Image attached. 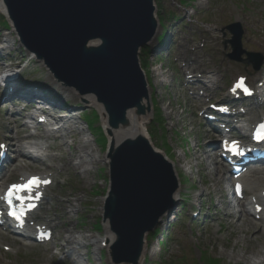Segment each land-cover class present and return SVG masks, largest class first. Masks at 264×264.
<instances>
[{"label":"rangeland","instance_id":"374dc122","mask_svg":"<svg viewBox=\"0 0 264 264\" xmlns=\"http://www.w3.org/2000/svg\"><path fill=\"white\" fill-rule=\"evenodd\" d=\"M153 4L155 17L169 31L167 44H171L172 48L174 41L175 46L177 45L175 61L180 68L188 69V72H216L215 74L220 78L218 82L224 81L225 87L240 75L246 77L253 85L257 82L259 75L255 72L254 74L250 66L227 59L226 54L230 52V48L227 45V50L223 51V42L231 37L225 27L238 23L243 31L242 48L247 52L260 53L264 57V0H153ZM190 14H194L192 18L197 22V27L185 28L183 24H188ZM170 15L180 19L174 20ZM1 17L4 16L0 14V21ZM160 30L161 27H157L155 36L160 33ZM12 37H16L12 28L5 29L0 23V47L3 45V40ZM155 47L153 37L148 51L144 50L145 54H140L139 59L140 63L142 62L140 67L144 75L149 77L147 82L150 86L149 96L155 103V110L159 109L162 123L158 112L154 113L150 101L152 111L144 129L148 132L150 144L154 149L164 153L176 164L179 161L177 173L181 190L179 202L173 209L172 217L165 216V220L157 226L154 237H151L152 233L146 236L149 245L153 248V253L146 254L144 264H246L242 260L236 261L230 258L229 254L233 251L235 254L244 253L247 257H252L251 254L260 248V242L263 243V240L253 238L246 241L244 243L246 251L241 248V243L232 249L231 245L235 242L233 238H229L231 230L233 231L232 228L229 229L232 220L225 214L228 211L225 201L230 198L231 189L226 184L215 186L207 171L201 169L199 161L193 157L194 153L200 150L199 148H203L204 145L209 147L212 140L217 147L218 139L197 116L194 103L190 102L179 88L181 74L178 71L179 76L178 69L176 70L172 65L170 56L166 59L159 58L158 54H150L151 49ZM166 48L165 46L163 50ZM28 58L25 50L18 45V41L11 49L0 52V59H8L6 63L23 70L24 77L21 80L23 85L44 88L46 86L44 80L48 72L38 61L28 62ZM53 82L55 83L56 80L49 81V83ZM62 85L65 83L63 82ZM221 96L222 94H217V99ZM5 104L0 94V136L5 134V119L11 111L15 110L10 107L6 113ZM63 104L73 108L77 107L76 109L82 110L81 114L88 113L92 117L91 120L86 115L88 124L90 120L93 124L92 132H88V136L89 133L92 135L89 136L94 140L92 145L102 156L106 144L98 129V126L102 127L98 110L93 106H86L77 98H65ZM261 113L264 114V111ZM97 114L99 119L96 122L93 116ZM78 120L88 130V126L81 119ZM18 133L27 135L29 131L26 132L25 128L21 127ZM78 137V134H73L69 143L72 144V141L75 142ZM58 145L59 142H54V150L51 154L66 156L68 148L59 149ZM28 171L31 173L50 172L55 176L49 194L58 199V204L55 202V207L50 212L48 211L49 213H46L44 209L39 212L47 220L58 217V220L54 222L56 224V228L53 229L54 237L49 244L30 246L27 250L21 248L17 254L0 250V264H62L57 261V258L63 254L64 250L58 253L56 247L57 244L64 245L62 237L67 236V229H73L72 236L74 237L103 234L102 201L108 189V166L102 163L95 166L87 182L78 171L73 169L64 170L58 174L52 170L47 171L46 165L39 164ZM17 175L18 173L14 174L9 181L16 180ZM216 178L218 180L219 176ZM199 192L203 194L201 204L191 199ZM67 197L71 199L73 205H78L70 219L67 210L71 208L69 209L64 203ZM200 209V219H192L190 213ZM203 215H206L204 221ZM97 223L101 225L100 230H97ZM228 241L229 247H223V244ZM0 244L1 248L10 249H16V246L21 245L18 239H12L4 233L0 235ZM91 250L92 247L82 250L84 251L82 253H86L87 264H111L110 261H106L104 249H100L98 255L95 256L92 255ZM65 264L72 263L67 260Z\"/></svg>","mask_w":264,"mask_h":264},{"label":"water","instance_id":"95a60500","mask_svg":"<svg viewBox=\"0 0 264 264\" xmlns=\"http://www.w3.org/2000/svg\"><path fill=\"white\" fill-rule=\"evenodd\" d=\"M7 20L22 46L54 77L81 95L92 94L111 129L126 124V113L149 110L137 54L153 38L152 0H2ZM233 53L242 54L238 25L227 27ZM89 42L97 47L86 49ZM259 69L262 57L244 61ZM147 101V108L141 102ZM109 189L103 219L115 236L114 264H134L145 233L174 206L177 188L171 164L144 138L125 139L108 148Z\"/></svg>","mask_w":264,"mask_h":264},{"label":"bare ground","instance_id":"6f19581e","mask_svg":"<svg viewBox=\"0 0 264 264\" xmlns=\"http://www.w3.org/2000/svg\"><path fill=\"white\" fill-rule=\"evenodd\" d=\"M0 13L5 18H7L5 7L3 5L2 0H0ZM15 43H17L16 37L3 40L2 42L3 45L0 47V52L11 49ZM98 44H99L98 42H89L86 45V49L97 47ZM18 45L20 46L19 43ZM38 62L41 64L40 61ZM47 72L48 75H46L47 77L44 80V85L46 86L42 89H39L38 98L41 97L42 99L48 100L49 102L54 104V108L62 107L65 98H77L79 102H82L86 106L95 107L98 110L99 114L101 115L102 128L107 136V149L115 147L122 140H125L127 138L134 139L137 136H140L150 142V136L148 132L144 129V126L148 123V120L150 118V113L138 115L135 113V109L128 110L126 113V124L119 126L116 129H111L107 124L106 114L104 112L102 105L96 101L95 97L92 94L80 95L76 93L73 89L62 85L61 82L49 83V81L50 80L52 81L54 77L49 71ZM9 73L11 74V76H15L14 71L9 70ZM209 84L215 85L216 84L215 78H212V81H209ZM211 85L209 87H211ZM16 87L18 91V92L16 91L17 93H23V92L30 93L27 88L22 87L19 84H17ZM146 89H147V93L149 94L150 87L148 86ZM3 95H6V92H4ZM8 103H11L12 107H14L13 105H15V102L13 101H9ZM141 105L143 107L146 105L144 100L141 102ZM14 109L15 110L8 117V123L11 124L10 130L7 131L8 140H12V137L15 135V133H17V130L19 128L20 130L21 127L28 128V122L26 121H24L22 125H12L14 124V120H13L15 118L14 116L21 115L20 114L21 111L17 110L16 107H14ZM77 114L78 113H73L72 116H69L68 123L66 125L62 124V128H61L62 130L55 132V134L53 135V138L58 140L59 142L58 148L60 149L68 148V152L66 156H57L50 153L53 144L51 142V139L45 135V132L44 134H40L39 137L43 139L41 140L42 142L31 141V140L29 141V139L26 140L27 141L26 144L29 146V148H33L36 150L37 152L36 155H33V153L30 152L29 149H27V147H24L19 143H14V145L11 146L13 151L16 153V155L11 163L10 169L3 173V181L6 182L10 176L17 173H20V176L27 177L28 170L35 161L43 164L45 163V160H48V162L51 163L50 167H52L56 172H60V173L64 172V170L67 171L68 169H73L75 171H78L81 177L85 179V182H87V178L95 166L101 163L104 165H108L109 160L107 157L108 156L107 151L102 156L99 155V153L92 145V143H94V140L89 137L92 135L89 133L88 136L89 130H86L82 126L81 122L76 117ZM30 116L31 115L29 114V117ZM254 121H255V116L254 119L253 118L251 119L252 123ZM60 122L61 121L58 120L57 123L61 124ZM249 122L250 121L247 119L241 122L242 123L241 129L245 133L249 129V124H250ZM73 133L78 134L79 137L73 144H70L69 139L72 138ZM199 149H200L199 151L194 153L193 157L196 161H199L200 168L203 169L204 171H207L208 176L210 177L211 181L214 183L215 186H219L221 184H226L228 186L230 178L225 174L224 171L218 170L217 162L214 159L213 153L215 152L217 153V150L215 144L213 143V140L211 145H209V147L208 145H204L203 148H199ZM161 154L171 164L173 168V172L178 182V187L176 188L175 192L172 195V199L177 204L179 201V195L181 190L178 173H177V167L179 166V161L178 164H176L175 161L168 159L163 153ZM4 160L7 161V159ZM216 176H219L218 180ZM50 177L51 175L48 174L46 179H51ZM241 181L244 185V189L246 192L244 196L245 201L244 203L241 204L239 200L231 197V199L227 201L226 209H228V211L225 213L226 216L231 218L232 220L229 229L232 228L233 231L231 230V235L229 238H233L235 242L234 244L231 245V247L232 249H235L237 245L241 243L242 244L241 248L244 249V251H246L244 243L246 241L252 240L253 238L257 240L261 238L263 240V243L260 242L261 245L260 248L251 254L252 257H247L244 253L235 254L233 251L232 253L229 254V257L236 261L242 260L246 262V264H264V214H261L260 212L259 213L255 212L256 205L264 206V171L254 172L247 176H244L242 177ZM52 201L58 204V199L56 197L49 196L45 191H42V205L47 206L45 207L47 211L51 210L50 206ZM196 201H198V199H196ZM64 203L67 204V207L69 209L71 208L70 210H67L68 211L67 215L68 218L70 219L71 214L75 212L78 205H73L69 197H67ZM172 213H173V209H172ZM255 213L261 214L262 216L261 219L256 218ZM166 215H165L166 217L169 218L172 217V214L170 212H168ZM165 216L161 217L160 218L161 220H159V222H163L165 220ZM34 217H38V216L35 215ZM34 217L32 216L31 220H33ZM54 226L55 224L50 225V228L47 229H51ZM103 230H104L103 235L101 236V238H98L97 236H90V235H79L77 237H74L72 236L74 233L73 229L72 228L67 229L66 230L67 236L64 235L62 237L64 241V245L63 244L62 245L66 249V253H65L66 257L69 258V260L73 264H87V259L84 256L85 253H82L84 252L82 250L84 248L86 249L88 247H92L91 253L92 255L95 256L98 255L100 249L102 248V243L106 242L104 249L106 251V261L109 262L110 261L109 247L113 243L115 237L110 232L107 220L103 221ZM16 231H18L17 228ZM251 232H252V236L250 237ZM37 235L38 234H36L35 232L33 237ZM36 239L37 238H34V240ZM223 247H229V241L225 242L223 244ZM147 253L152 254L153 248L149 245V242L147 241L146 237H144L142 241V245L140 247L139 257L137 258L134 264H144L146 261L145 258ZM120 264H128V263L124 262Z\"/></svg>","mask_w":264,"mask_h":264},{"label":"snow or ice","instance_id":"6c2138e0","mask_svg":"<svg viewBox=\"0 0 264 264\" xmlns=\"http://www.w3.org/2000/svg\"><path fill=\"white\" fill-rule=\"evenodd\" d=\"M237 89L242 90L245 94H250L249 90L244 85L243 80H240L236 83V85L233 88V91H236ZM254 138L257 140H264V125L260 126V130L257 131ZM230 150L233 151L234 154H242V150L239 148L236 142H233V144L230 146ZM40 183H42V181H40L39 178L33 177L29 181H27V183L24 185L11 186L8 192L5 194V196L0 197V199L5 200L8 203L9 207H11L12 198L15 193H18L22 190L31 191L33 187H38ZM43 183H47V181H43ZM36 198L38 199L39 195H37ZM17 199H20V197L17 196ZM10 214L13 215L14 218L20 219V216L16 212L13 211Z\"/></svg>","mask_w":264,"mask_h":264},{"label":"trees","instance_id":"16d2710c","mask_svg":"<svg viewBox=\"0 0 264 264\" xmlns=\"http://www.w3.org/2000/svg\"><path fill=\"white\" fill-rule=\"evenodd\" d=\"M1 25L5 28L7 27V24L3 20H1ZM94 117L97 119V115H94Z\"/></svg>","mask_w":264,"mask_h":264}]
</instances>
